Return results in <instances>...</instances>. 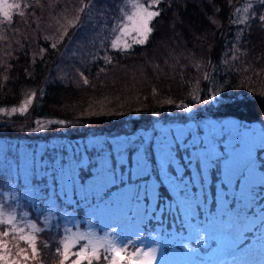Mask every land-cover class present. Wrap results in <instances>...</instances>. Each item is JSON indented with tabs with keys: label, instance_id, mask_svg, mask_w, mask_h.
Instances as JSON below:
<instances>
[{
	"label": "rangeland",
	"instance_id": "obj_1",
	"mask_svg": "<svg viewBox=\"0 0 264 264\" xmlns=\"http://www.w3.org/2000/svg\"><path fill=\"white\" fill-rule=\"evenodd\" d=\"M128 43L133 44L130 38ZM31 94L17 105L0 107V124L12 123L16 115L22 117L16 127L28 134L31 124L30 132L37 134L55 123L63 130L69 121L31 120L35 95L26 113H11ZM199 105L191 106L188 116L201 110ZM132 117L121 133L88 126L82 136L0 135V210L17 223L34 222L41 229L37 248L42 231L50 227L61 230L59 239L66 229L118 238L123 227L124 236L136 244L157 249L156 264H264V229L246 240L264 215L252 209L264 186L258 157H264L263 125L234 116L165 120L154 113L151 127L131 130ZM224 126L234 130L222 132ZM160 185L168 196L160 193ZM197 228L207 233L200 243ZM158 237L162 243H153ZM15 243L9 240L10 247ZM20 247L26 246L20 242ZM27 252L31 256L30 248ZM28 264L42 263L39 257Z\"/></svg>",
	"mask_w": 264,
	"mask_h": 264
},
{
	"label": "trees",
	"instance_id": "obj_2",
	"mask_svg": "<svg viewBox=\"0 0 264 264\" xmlns=\"http://www.w3.org/2000/svg\"><path fill=\"white\" fill-rule=\"evenodd\" d=\"M26 2L31 7L20 9L24 17L14 10L12 23H0V32L7 37L0 40V107L17 105L33 92L31 120L55 117L69 122L63 130L58 123L52 124L40 135L30 132L32 124L27 125L28 134L16 127L22 117L14 115L12 123L0 124V135L82 136L88 126L100 133H121L127 131L124 121L132 116L136 117L131 119V130L151 127L154 113L165 120L177 115L181 119L234 116L260 122L264 129L261 0H160V15L151 22L147 42L133 43L127 51L109 46L124 0H92L63 41L61 25L67 27L65 17L75 18L81 0ZM244 16L248 17L245 23L233 22ZM193 105L201 110L193 116L180 114ZM258 157L263 168L264 157ZM159 189L169 195L164 185ZM263 189L259 186L256 192L252 207L256 215L264 213ZM254 228L248 230L247 239L263 231L264 215ZM41 234V263L58 264L55 249L61 230L50 227ZM45 243L49 247H43Z\"/></svg>",
	"mask_w": 264,
	"mask_h": 264
},
{
	"label": "snow or ice",
	"instance_id": "obj_3",
	"mask_svg": "<svg viewBox=\"0 0 264 264\" xmlns=\"http://www.w3.org/2000/svg\"><path fill=\"white\" fill-rule=\"evenodd\" d=\"M40 0H36L39 4ZM160 0H124L125 7L120 9V19L112 31L116 33L115 37L110 41L109 46L115 51H127L131 48V44L128 43V38L132 40L134 44L143 45L147 42L149 35H151L153 28L151 22L160 15L158 10ZM264 4V0H261ZM92 6V0H88L85 4L84 0H81L80 7L76 10L77 15L74 19H68L65 17L67 27L63 28V32L60 35V41H63L64 37L68 34V29L76 27L80 21V13H83L86 8ZM28 9L31 7L26 2L22 5L19 2H9V0H0V16L3 20L0 23L10 24L13 21V11L15 14L24 17L25 11L21 8ZM249 8L251 5L248 6ZM244 12L248 11V8L243 9ZM237 14L241 12V9L236 10ZM248 19L247 16L240 18L236 23H245ZM259 20L264 22V15L259 16ZM59 23V21H57ZM7 37L3 32H0V40H6ZM123 40V43L121 41ZM53 48L56 44L51 45ZM235 58V57H234ZM108 63H111L110 58H105ZM247 71V69H245ZM259 75V73H256ZM83 83L88 84V80L84 77L83 73H80ZM6 79V77H5ZM34 93L29 95L28 98L19 106L13 107L11 113L19 112L24 114L28 111V107L31 104ZM4 109H0V112ZM39 123V121L37 122ZM64 124V121H59ZM43 127V125H41ZM236 130L246 132L238 127H234ZM231 126H224L221 131H232ZM212 161L209 160L208 163ZM249 166H252V162L249 161ZM0 225H7L2 231H0V264H28L30 260H36L40 257V251L36 247L37 236L36 233L41 231L34 222H23L22 224L16 222L14 215L5 213L0 210ZM27 229V232L25 231ZM66 234L61 237L59 245L55 249V255L58 257V264H156L157 261V249L155 247L144 248L135 243L130 237L124 236L123 227L120 228V235L118 238H114L109 235L97 236L91 231L87 232H72L71 230H65ZM199 234L197 242H203L202 236L207 233L196 229ZM16 241L13 246H9V240ZM163 237H158L153 243H162ZM20 242H23L26 247L21 248ZM43 247L47 248L49 245L45 243ZM183 247L187 248V244ZM15 248V252L13 251ZM27 248L31 249V256L28 255Z\"/></svg>",
	"mask_w": 264,
	"mask_h": 264
},
{
	"label": "water",
	"instance_id": "obj_4",
	"mask_svg": "<svg viewBox=\"0 0 264 264\" xmlns=\"http://www.w3.org/2000/svg\"><path fill=\"white\" fill-rule=\"evenodd\" d=\"M187 110L190 111V107H188Z\"/></svg>",
	"mask_w": 264,
	"mask_h": 264
}]
</instances>
